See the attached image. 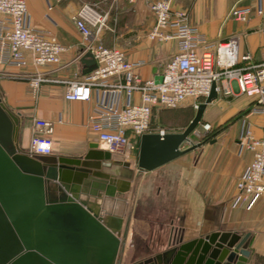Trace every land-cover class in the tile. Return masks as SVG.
Masks as SVG:
<instances>
[{"label":"crops","instance_id":"crops-1","mask_svg":"<svg viewBox=\"0 0 264 264\" xmlns=\"http://www.w3.org/2000/svg\"><path fill=\"white\" fill-rule=\"evenodd\" d=\"M26 1L31 25L49 33L67 48L59 66L41 69L40 72H45L53 79L80 80L87 69L80 61L85 54V43L71 17L89 0H62L55 3L51 12L47 8L49 0ZM151 1L137 0L132 4L120 0L113 5L111 0H92L102 9L110 10L107 27L96 33L95 40L107 47L121 48L132 62H142L143 65L136 72L145 80L160 76L166 63L178 52L175 40L159 42L149 39L148 35L156 23L149 8ZM257 1L179 0L173 3V9L186 12L189 23L210 42L239 37L240 53L250 54L254 62H260L264 59L260 33L264 26V16L252 14L246 23L229 17L232 8H254ZM33 72L36 70L31 67L18 69L0 65V97L4 105L19 116L21 125L34 119L53 122V152L47 157L84 156L90 145L97 143L96 136L88 127L94 101H66V86L59 84H44L35 94L25 78ZM234 86L235 95L220 94L217 101L208 105L202 121L220 127L222 123L233 121L240 115L239 131L220 128L208 134V131L203 130L201 134L206 140L202 138L198 148L152 172L137 173L131 191L123 196L127 201L126 218H130L124 255L128 245L131 246L139 194L157 187V195L168 196L167 199L172 202L171 206L165 207L167 221L163 226L166 229L159 233L155 227L135 247L134 254L145 251L150 255L132 262L135 255L131 253L128 261L132 264L167 250L172 236L189 241L218 231L249 235L248 249L251 255L247 264H264V197L255 201L251 207L235 205L237 182L252 161V154L239 147L238 139L242 129L248 125L260 136L264 129V116H252L245 120L243 114L252 106V100L239 93L237 86ZM223 88L228 89L226 82ZM181 109L185 113L196 114L189 103ZM27 125L21 132L18 145L22 152L29 154L32 131ZM151 223L146 220V224ZM164 233H167L166 238H163Z\"/></svg>","mask_w":264,"mask_h":264},{"label":"built area","instance_id":"built-area-1","mask_svg":"<svg viewBox=\"0 0 264 264\" xmlns=\"http://www.w3.org/2000/svg\"><path fill=\"white\" fill-rule=\"evenodd\" d=\"M62 0H49L48 11ZM113 5L120 0H111ZM135 3L137 0H127ZM179 0H152L149 8L156 23L149 39L166 42L175 40L178 52L166 63L159 77L143 79L136 69L142 62L130 61L117 47H107L95 40L96 33L107 27L110 10L97 3H84L71 20L90 52L96 68L80 80L53 79L41 69L57 67L67 48L49 33L33 27L26 0H0V65L18 69L33 68L36 72L25 76L29 87L38 94L44 84L65 85L64 98L71 102L94 101L88 118V127L97 138L99 147L128 162L134 142L152 132L156 110H174L189 103L197 111L216 85L218 95L239 93L252 100V106L243 114L264 116V59L254 62L250 54L240 53L239 37L210 42L189 23L184 11H175L173 3ZM252 14L264 16V0L254 8L234 7L229 17L246 23ZM260 33L263 38L264 26ZM228 89L223 88V83ZM210 131L209 123L202 125ZM54 124L34 119L29 154L51 155ZM160 134H164L160 132ZM190 144L192 142L190 141ZM238 145L252 154V161L236 185L235 205L251 207L264 197V129L257 136L250 125L242 129Z\"/></svg>","mask_w":264,"mask_h":264},{"label":"water","instance_id":"water-1","mask_svg":"<svg viewBox=\"0 0 264 264\" xmlns=\"http://www.w3.org/2000/svg\"><path fill=\"white\" fill-rule=\"evenodd\" d=\"M80 61L85 75L96 68L90 52ZM218 98L214 85L181 133L142 135L133 169L98 143L80 158L22 152L20 118L0 97V264H122L130 223L123 196L136 173L152 172L198 148L203 137L197 136V144L190 137ZM249 244V235L231 232L189 241L172 236L167 250L136 264H247Z\"/></svg>","mask_w":264,"mask_h":264},{"label":"rangeland","instance_id":"rangeland-1","mask_svg":"<svg viewBox=\"0 0 264 264\" xmlns=\"http://www.w3.org/2000/svg\"><path fill=\"white\" fill-rule=\"evenodd\" d=\"M86 3H92V0L87 1ZM121 49V48H120ZM122 50V49H121ZM123 51V50H122ZM42 88V87H41ZM40 88V90H41ZM19 110V109H18ZM194 118V113L193 114H188L185 113L181 108L179 109H174V110H163V109H158L154 112L153 114V120H152V132L153 133H160L163 132L164 134L167 133H181L183 132L186 127L189 125L191 120ZM241 116H237L235 120L228 121L222 123L220 127H216L211 125L210 131H208V134L214 133L220 128H225V129H232V130H240L241 123L239 121ZM237 123L235 126H232L233 124ZM28 124V125H27ZM32 124L33 120L27 122H23L22 125H20V134L19 138L21 135V132L24 130V127L27 125L32 131ZM202 125L203 121L201 122ZM200 124V126L196 129L195 134H193L190 137V141L192 144L197 143V136H202L204 139V135L201 134L203 132V127ZM32 136V134H31ZM19 142V139H18ZM134 145H136V150L132 152L131 157L127 163L131 165L133 169H136V163H137V157H138V149H139V143L134 142ZM187 146H185L186 149ZM137 174V173H136ZM135 179V178H134ZM138 179V178H137ZM139 180H136V182ZM157 187H153L151 191L146 190L142 193L139 194L138 196V204H137V210L135 214V219H134V225L132 227L133 229V234L131 237V246L130 244L126 248V253L125 255L123 254V262L122 264H132L131 262L128 261V257L131 253H135L136 251V246L140 244L143 240V238H146L150 232L157 227V232L160 233L163 229L165 230L166 227L163 226L165 225V222L167 221L166 215L167 211H165L166 206H171L172 202L168 196H158L157 195ZM137 196V194H136ZM167 199V200H166ZM146 220H150V224H146ZM157 233H155L156 236ZM166 234H163V238H166ZM134 247V248H133ZM137 253V252H136ZM135 256L133 257L135 259L142 258V257H147L150 255V253L147 252H138V254H134Z\"/></svg>","mask_w":264,"mask_h":264},{"label":"trees","instance_id":"trees-1","mask_svg":"<svg viewBox=\"0 0 264 264\" xmlns=\"http://www.w3.org/2000/svg\"><path fill=\"white\" fill-rule=\"evenodd\" d=\"M231 122H232V121H231ZM203 140H206V138H205V139L203 138Z\"/></svg>","mask_w":264,"mask_h":264}]
</instances>
